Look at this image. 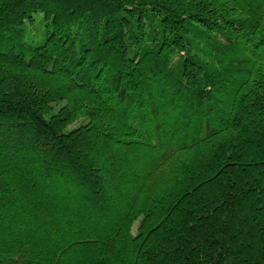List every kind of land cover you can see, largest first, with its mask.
Masks as SVG:
<instances>
[{
	"label": "trees",
	"instance_id": "16d2710c",
	"mask_svg": "<svg viewBox=\"0 0 264 264\" xmlns=\"http://www.w3.org/2000/svg\"><path fill=\"white\" fill-rule=\"evenodd\" d=\"M0 264H264V0H0Z\"/></svg>",
	"mask_w": 264,
	"mask_h": 264
}]
</instances>
